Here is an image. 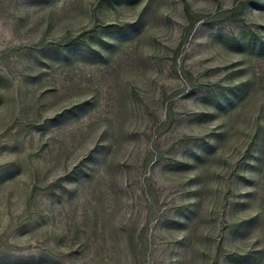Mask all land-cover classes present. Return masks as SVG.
Masks as SVG:
<instances>
[{
	"label": "rangeland",
	"instance_id": "374dc122",
	"mask_svg": "<svg viewBox=\"0 0 264 264\" xmlns=\"http://www.w3.org/2000/svg\"><path fill=\"white\" fill-rule=\"evenodd\" d=\"M0 264H264V0H0Z\"/></svg>",
	"mask_w": 264,
	"mask_h": 264
}]
</instances>
